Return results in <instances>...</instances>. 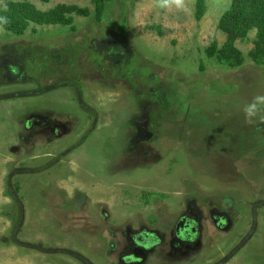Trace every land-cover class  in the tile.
<instances>
[{
	"label": "rangeland",
	"instance_id": "obj_1",
	"mask_svg": "<svg viewBox=\"0 0 264 264\" xmlns=\"http://www.w3.org/2000/svg\"><path fill=\"white\" fill-rule=\"evenodd\" d=\"M11 1L90 14L0 26V264H264L258 30L207 53L232 0Z\"/></svg>",
	"mask_w": 264,
	"mask_h": 264
},
{
	"label": "trees",
	"instance_id": "obj_2",
	"mask_svg": "<svg viewBox=\"0 0 264 264\" xmlns=\"http://www.w3.org/2000/svg\"><path fill=\"white\" fill-rule=\"evenodd\" d=\"M98 18L105 12L107 0H93ZM207 0H198L201 7ZM204 10V9H202ZM88 15V8L60 4L48 11H42L28 1H11L0 7V26L7 31L22 35L31 23L72 25L73 14ZM221 27L228 35L229 43L219 50L216 43L207 49L210 56H218L219 60L231 62L234 66L243 64L242 53L235 49L231 42L246 38L252 29L258 30V39L250 56L264 64V0H232L231 8L222 18Z\"/></svg>",
	"mask_w": 264,
	"mask_h": 264
},
{
	"label": "flooded vegetation",
	"instance_id": "obj_3",
	"mask_svg": "<svg viewBox=\"0 0 264 264\" xmlns=\"http://www.w3.org/2000/svg\"><path fill=\"white\" fill-rule=\"evenodd\" d=\"M218 221H216V223H226L228 222V219L227 218H223V217H218ZM181 230V229H180ZM185 231H187L186 228H184V234H183V231H180V235L182 237H185L187 235V232L185 233ZM191 232L189 231L188 232V235L190 234ZM192 238V237H191ZM155 239V240H154ZM135 240V245L139 248H143L144 250L152 247V245L156 244L155 242H159V238H157V235L154 234L153 232L152 233H146L144 232L143 234L139 236H136V237H133V241Z\"/></svg>",
	"mask_w": 264,
	"mask_h": 264
},
{
	"label": "clouds",
	"instance_id": "obj_4",
	"mask_svg": "<svg viewBox=\"0 0 264 264\" xmlns=\"http://www.w3.org/2000/svg\"><path fill=\"white\" fill-rule=\"evenodd\" d=\"M254 111H255V106H253V107L247 109V112H248V114H249L250 116H251V115H254Z\"/></svg>",
	"mask_w": 264,
	"mask_h": 264
}]
</instances>
